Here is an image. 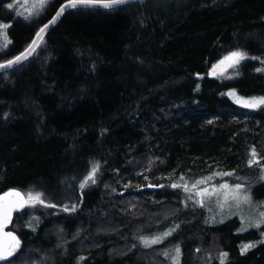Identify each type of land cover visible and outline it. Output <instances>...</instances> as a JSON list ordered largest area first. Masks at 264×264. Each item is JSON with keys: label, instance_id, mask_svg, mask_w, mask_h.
Here are the masks:
<instances>
[{"label": "trees", "instance_id": "1", "mask_svg": "<svg viewBox=\"0 0 264 264\" xmlns=\"http://www.w3.org/2000/svg\"><path fill=\"white\" fill-rule=\"evenodd\" d=\"M13 1L0 0V23L10 25L0 63L25 51L69 0L29 21L8 8ZM237 50L258 58L231 79L210 77ZM233 89L264 95V0L66 11L29 59L0 72V195L42 193L56 205L16 213L11 230L23 246L0 264H171L163 253L177 246L181 264H222L224 252L223 264H264V243L240 250L257 231L236 234V219L202 225V210L185 209L171 187L217 170L234 173L229 180L259 173L248 161L255 149L264 165V107L237 106L226 95ZM94 165L96 183L81 188ZM254 196L264 201V183ZM173 227L164 243L141 246Z\"/></svg>", "mask_w": 264, "mask_h": 264}, {"label": "snow or ice", "instance_id": "2", "mask_svg": "<svg viewBox=\"0 0 264 264\" xmlns=\"http://www.w3.org/2000/svg\"><path fill=\"white\" fill-rule=\"evenodd\" d=\"M128 3V0H69V4L66 5V7H72L75 8L78 5H85V6H96L101 5L104 8H113L116 5H123ZM39 4L41 7L46 6L47 0H39ZM9 8L13 7V5H8ZM64 11V8L62 7L60 9V12L57 13L59 15ZM26 19L28 17H25ZM54 22V21H53ZM3 28L7 29L10 27V25H2ZM44 29H41V32H43ZM42 39V37H38V40ZM38 46L36 44L33 45L32 48H30L27 52L23 53L21 56L16 57L15 60L8 61L5 65H0V68L10 67L13 64L20 63L21 60L27 59L29 55H31L32 52L35 51V47ZM246 55L243 52H232L228 57L225 58L224 61H221V64L218 65V68H221L222 71H226L230 67H234L235 65L239 64L240 61L246 59ZM216 69H213V73L215 74ZM258 71H261V69H258ZM231 96H235L236 94L234 92L229 93ZM237 102L241 103L243 107L249 108V109H257L260 106L264 105V97H253L251 99H244V98H237ZM249 166L257 165L261 167V171L264 172V165L260 164V157L259 154L256 152L255 149H252L251 153V159L248 161ZM99 171V165H94L92 168L91 173L88 175L87 180L80 185L81 188H84L88 181H91V183H96V174ZM217 176H230L234 175V173L230 172H224V173H215ZM262 180H264V175L260 177ZM181 180H183V177H181ZM211 180V177H208L203 180L196 181L195 184L192 185L190 188L187 183L183 184H177L173 183L171 187L173 188H183L185 192H190L192 188H194L195 195L199 197V200L197 201L201 207L205 204V198H215L217 205L220 209H224L226 207L231 208L233 206L239 208L241 206H247L251 208L253 206V200L251 196V192L245 188V186L241 183H236L234 185L223 183L220 184L218 187L213 188H200V185L207 184ZM149 187H152L151 184L148 185ZM162 187V185H161ZM42 193H36L33 194L29 192L27 196H25L23 193L19 191H10L5 193L3 196H0V261H8L10 257H13L21 248V241L19 237H17L13 232L5 231V228L12 222V214L13 212L23 209L25 206H32L35 207L36 204L44 205L45 201L42 198ZM191 196L189 197V199ZM47 207H55L54 204H47ZM73 207V211H74ZM64 211H69L67 207L64 208ZM242 221H245V227L242 228V230H247L250 227H254L257 229H260L262 226H264V211L258 212L257 217H241ZM223 222V220H221ZM170 235L169 233H164V236L167 237ZM261 235H264V232H261ZM142 242L145 247H151L154 244L162 243L163 239L159 236L148 239V238H141ZM261 243H264V241H261ZM255 247L254 244L249 243L247 245H244L242 248V251H247L250 248ZM175 255H170L169 252L165 251L163 253L165 258H170L172 260V264H180V255H181V249L177 246L174 249ZM224 257H226L228 254L223 253ZM223 264V262H222Z\"/></svg>", "mask_w": 264, "mask_h": 264}, {"label": "rangeland", "instance_id": "3", "mask_svg": "<svg viewBox=\"0 0 264 264\" xmlns=\"http://www.w3.org/2000/svg\"><path fill=\"white\" fill-rule=\"evenodd\" d=\"M52 0H47V4L46 6L51 2ZM13 5V7H11V11L15 12V15L17 18L19 19H23L26 21L32 20L33 18L37 17L40 12L44 9V7H41L39 4V0H15L11 3H9V5ZM9 8V7H8ZM25 17H28L27 19ZM2 25H5L3 23H0V53L3 50V48H5L8 43H10V40L8 38V32L7 29L3 28ZM239 52H243L246 55V59L240 61L239 64L235 65L234 67H230L228 68L226 71H222L221 68H219V70L215 73V76L217 79L219 80H226V79H231L233 77H235L238 74V70L240 69V67L246 63L247 60H250L252 58H258L257 56H251L247 51L244 50H237ZM234 51V52H237ZM231 54V53H230ZM230 54H228L226 57H228ZM223 58L222 61L225 60V58ZM3 62V61H2ZM221 64V62L219 63V65ZM234 92L236 95L235 96H231L229 95V93ZM226 95L229 97V99L236 104L237 106L250 110V111H256L259 110L261 108L264 107V105L260 106L257 109H249V108H245L243 107V105L241 103L237 102V98H244V99H251L253 97H264V95H255V96H244L241 93H239L237 90L233 89V90H229L226 92ZM239 116L234 117V119H238ZM210 121L215 122L218 121L216 118H212ZM261 163V161H260ZM255 168L256 167H260L257 165H252ZM217 170L215 173H218ZM215 173L209 174V175H198L195 177H188L190 182H189V187L191 188L193 184L196 183V181L199 180H203L206 179L208 177H211V180L209 181V183L207 184H203L200 185V188H213V187H218L220 184L223 183H228L231 185H234L236 183H241L245 186L246 189H248L251 192V196H252V200H253V206L251 208L247 207V206H241L239 208L233 206L231 208H224V209H220L217 205V202L215 200V198L209 199V198H205V204L203 207H201V205L197 202L199 200V197H197L195 195V189L192 188V190L190 192H185L183 190V188H181V191L183 192V205L185 209H188L189 207L191 209H196L199 208L200 210H202V215H201V223L204 226L207 227H217V226H221L231 220L236 219L239 222L238 227L235 229V233L236 234H245L251 231H257L258 232V236L249 240V241H243L242 243H240V250L243 254H247L250 250H253L255 247L259 246L261 243V241H264V235H261V232H264V226H262L260 229L254 228V227H250L247 230H242V228L245 227V221H242L241 217H257L258 216V212L260 211H264V201L263 200H257L254 196V189L256 186H258L259 184H263L264 180H262L260 177L262 175H264V172L259 171V173L257 175H245V176H241V175H235L234 178L232 179H227L225 176L221 177V176H217L215 175ZM220 173V172H219ZM232 176V175H230ZM229 177V176H227ZM219 179V180H218ZM187 183V182H186ZM173 189H180V188H173ZM139 191V190H138ZM36 194V193H33ZM27 196V195H26ZM191 196V198L189 199V197ZM43 198V197H42ZM45 201V200H44ZM47 204H50L48 202L45 201L44 205L41 204H36L35 207L32 206H28V211L31 214H35L38 213L39 211L41 212H46L48 207L46 206ZM188 207V208H187ZM221 220H223V222H221ZM38 222V220L36 221V223ZM177 229H174V227L172 229H167V230H158L156 231L154 234H151L149 236L146 237H142V238H148V239H152L155 238L157 236L161 237L163 239V242L169 237L171 236L174 231L176 232ZM170 235L165 237L164 233H169ZM249 243H252L255 245V247L248 249L247 251H242V248L244 247V245H247ZM140 244L141 246H143L146 249H149L150 247H145L142 239H140ZM161 243L158 244H154L151 247H154L156 245H159ZM216 243H214L212 245V247H215ZM170 255H175L174 250L169 251ZM227 253V252H224ZM207 254V253H206ZM228 254V253H227ZM182 255V252H181ZM180 255V264H181V258L182 256ZM229 255V254H228ZM224 257L222 254L219 256V261L222 263L228 262L230 261V257L229 256ZM206 258H211V255H207L205 256ZM170 263L172 264V260L170 261Z\"/></svg>", "mask_w": 264, "mask_h": 264}, {"label": "water", "instance_id": "4", "mask_svg": "<svg viewBox=\"0 0 264 264\" xmlns=\"http://www.w3.org/2000/svg\"><path fill=\"white\" fill-rule=\"evenodd\" d=\"M135 1H140V0H128V3H132V2H135ZM128 3H126V4H128ZM68 4H69V1L66 2V3H64V4L58 9L57 13L60 12V9H61L62 7L64 8V11H63L62 13H60L59 15H57V13H56V14L54 15V17H53V18H52V19H51V20H50V21H49L44 27L41 28V29H44V31L41 32V30H40V31L38 32V34L36 35L35 39L33 40V42L31 43V45H30L25 51H23L21 54H19L18 56H21L23 53L27 52L30 48L33 47L34 44H36V45L39 46L40 43H41V41L43 40V38L47 35V33H49V32H50V31H51V30H52V29H53V28L59 23V21L61 20L62 16L64 15V13H65L66 11H68V10H70V9H75V8L109 9V8H104V7L101 6V5H96V6H91V5H89V6L78 5V6L75 7V8H72V7H66V5H68ZM123 5H125V4H123ZM119 6H122V5H116V6H114L113 8H115V7H119ZM110 9H111V8H110ZM53 21H54V22H53ZM38 37H42V39L38 40ZM38 46L35 47V50L38 48ZM34 52H35V51H34ZM34 52H32L31 55H29L27 59H29V58L32 56V54H33ZM18 56H16V57H18ZM16 57H14V58H12V59H10V60H15ZM27 59H23V60H21L20 63L13 64V65L10 66V67L0 68V72L10 70V69H12V68H14V67H16V66L22 64V63H23L24 61H26ZM10 60H7V61H5V62H2V63H0V65H5V64H7L8 61H10ZM213 69H216L215 73L218 71V67H214ZM213 69L210 70V77H212V78L215 76V74L213 73ZM15 191H17V190H15ZM19 192H20V191H19ZM4 194H5V193H4ZM4 194H2V195H0V196H3ZM25 208H26V206H25L23 209H19V210L13 212V214H12V222H11V223L5 228V231L13 232L17 237H19V235H18L16 232H14L13 230H11V228H12V226H13V222H14V219H15V215H16V213L19 212V211L24 210ZM19 239H20V241H21V248H22V246H23V241L21 240L20 237H19ZM21 248H20V250H21ZM20 250H19V251L13 256V257H10L9 260H11L12 258H14V257L20 252ZM9 260H8V261H9ZM2 262H6V261H0V263H2Z\"/></svg>", "mask_w": 264, "mask_h": 264}]
</instances>
